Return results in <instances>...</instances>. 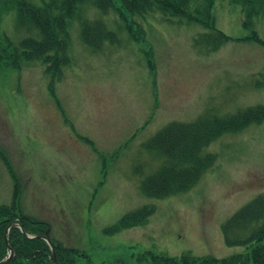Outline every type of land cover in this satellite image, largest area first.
Returning a JSON list of instances; mask_svg holds the SVG:
<instances>
[{"label": "rangeland", "instance_id": "1", "mask_svg": "<svg viewBox=\"0 0 264 264\" xmlns=\"http://www.w3.org/2000/svg\"><path fill=\"white\" fill-rule=\"evenodd\" d=\"M212 14L230 37L217 49L197 43L209 32L198 22L88 4L83 18L102 20L117 43L89 47L75 17L60 76L41 62L0 71V205L17 201L50 223L53 240L82 253L79 264L251 254L228 246L222 225L264 193V118L212 143L217 160L190 191L155 199L142 190L164 163L148 144L170 123L264 110V43L254 34L264 42V14L248 20L232 0H215ZM0 31L16 45L40 35L18 28L13 10ZM146 207L147 223L113 231Z\"/></svg>", "mask_w": 264, "mask_h": 264}, {"label": "trees", "instance_id": "2", "mask_svg": "<svg viewBox=\"0 0 264 264\" xmlns=\"http://www.w3.org/2000/svg\"><path fill=\"white\" fill-rule=\"evenodd\" d=\"M242 5L248 20L264 14V0H232ZM215 0H48L37 5L31 0H0V22L5 14L16 11L18 28L38 30L39 37L23 38L18 45L0 31V71L21 68L27 62L47 65V72L60 76L70 62V21H81L83 41L94 50L106 41L117 43V34L110 31L102 20H88L84 16L86 6L93 4L103 13L125 10L135 16H144L156 11L167 18H181L202 24L209 32L198 44L212 49L219 48L230 40L213 22ZM255 41L264 43L257 37ZM232 39V38H231ZM264 110L250 108L229 116H201L195 122H173L162 129L148 144L164 158L162 167L149 176L142 185L144 194L155 199H165L186 193L194 188L210 170L217 156L208 152L209 146L226 134H235L249 124L259 123ZM154 210L143 208L127 214L113 231H121L144 225ZM20 222L24 231L37 236L30 239L22 229L13 226L9 242L14 256L7 264H52L53 252L48 242L41 238L50 224L24 214L17 204L0 205V261L7 258L9 250L5 234L12 222ZM222 231L228 246H252L251 254H238L228 258L195 257L191 254L180 258L165 254H145L139 261L150 264H264V193L257 195L241 207L223 225ZM58 264H79L82 253L53 240Z\"/></svg>", "mask_w": 264, "mask_h": 264}, {"label": "water", "instance_id": "3", "mask_svg": "<svg viewBox=\"0 0 264 264\" xmlns=\"http://www.w3.org/2000/svg\"><path fill=\"white\" fill-rule=\"evenodd\" d=\"M12 225L13 224H11V226ZM9 228H8V230L6 232V235H5V240H6L7 244H8V248L10 250L9 257L6 260L1 261L0 264H7L11 260V258L13 257V255H14V251H13L11 245L9 244V239H8ZM49 234H50V229L47 230L46 235L44 236V238L50 243V246H51L52 251H53L54 261H53L52 264H57V256L55 254V247H54V245L52 244V242H51V240L49 238ZM26 236L28 237L27 234H26Z\"/></svg>", "mask_w": 264, "mask_h": 264}]
</instances>
